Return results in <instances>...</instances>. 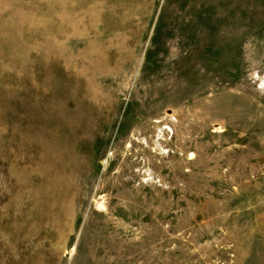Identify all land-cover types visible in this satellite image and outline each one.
Masks as SVG:
<instances>
[{"label":"rangeland","instance_id":"obj_1","mask_svg":"<svg viewBox=\"0 0 264 264\" xmlns=\"http://www.w3.org/2000/svg\"><path fill=\"white\" fill-rule=\"evenodd\" d=\"M0 264H264V0H0Z\"/></svg>","mask_w":264,"mask_h":264}]
</instances>
